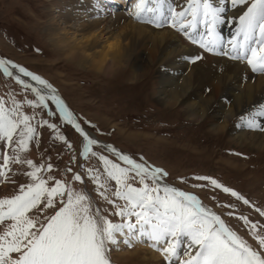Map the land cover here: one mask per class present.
<instances>
[{
  "label": "snow or ice",
  "instance_id": "obj_1",
  "mask_svg": "<svg viewBox=\"0 0 264 264\" xmlns=\"http://www.w3.org/2000/svg\"><path fill=\"white\" fill-rule=\"evenodd\" d=\"M126 3L128 19L155 30L167 27L204 52L245 62L252 73L264 75V0H228L240 9L232 16L225 15V0ZM232 22L226 47L218 29ZM186 59L195 63L203 56ZM0 75L18 86L0 94V183H15V174L26 178L13 194L0 197V264H116L114 253L145 242L163 264H264V221L237 213L235 203L213 195L215 206L227 210L217 212L195 192L169 183V172L144 156L103 143L48 80L26 67L0 58ZM238 119L241 127L264 133V103ZM61 125L79 134L82 160L73 154L58 178L53 163L28 156L41 143L42 128L50 130V140L73 150ZM190 179L191 188L219 190L264 218V209L217 178L177 177L186 186ZM225 217L240 222L244 235Z\"/></svg>",
  "mask_w": 264,
  "mask_h": 264
},
{
  "label": "rangeland",
  "instance_id": "obj_2",
  "mask_svg": "<svg viewBox=\"0 0 264 264\" xmlns=\"http://www.w3.org/2000/svg\"><path fill=\"white\" fill-rule=\"evenodd\" d=\"M67 2L0 0V58L10 59L48 80L81 121L90 122L84 126L92 135L134 158L144 156L149 163L162 167L169 172V183L195 192L217 212L227 210L215 206L210 199L213 195L222 203H235L237 213L248 215L252 220L264 221L249 206L219 190L193 189L190 185L195 181L190 179L186 186L177 180L181 176H212L264 209V151H248L250 149L241 146L244 143L231 140L227 133L216 135L210 131L208 120L198 125L195 120L185 117L175 104L156 101V90L160 86L158 66H149L151 61L141 52L133 57L131 67L111 77L77 66L70 53L73 39H65V46L54 39L58 32L62 37H68L71 31L69 29L68 33L63 34L70 26L57 20L59 13H67ZM109 7L127 13L129 4L126 0H113ZM51 21L54 25H51ZM228 25L235 29V25ZM63 27L66 30H62ZM177 34L183 44L196 48L194 56L202 55L203 60L209 62L225 58L204 52L182 34ZM190 64L194 65L192 62ZM197 66L194 67L197 69ZM203 86L208 92L206 83ZM10 88L18 90L13 81L0 75V94ZM60 130L73 144V150L67 149L62 141L50 140V130L42 128L39 129L41 143L32 147L28 156L36 162L47 159L53 163V174L58 178L69 165L73 154L82 160L78 156L79 134L70 125H61ZM11 178L15 183H0V197L13 194L18 185L26 181L19 174ZM225 219L244 235L239 227L240 222L234 218ZM245 238L252 242L249 237ZM133 248L123 247V250L114 253L116 264H163L162 258L154 262L140 260L139 256L122 257V253Z\"/></svg>",
  "mask_w": 264,
  "mask_h": 264
},
{
  "label": "bare ground",
  "instance_id": "obj_3",
  "mask_svg": "<svg viewBox=\"0 0 264 264\" xmlns=\"http://www.w3.org/2000/svg\"><path fill=\"white\" fill-rule=\"evenodd\" d=\"M112 1L68 0L67 13L58 14V22L70 26L63 34L68 33L69 29L71 31L68 37H62L58 32L54 39L63 46L65 39H73L70 53L77 66L111 77L131 67V60L141 52L151 61L149 66H158L160 86L156 90V101L175 104L185 117L195 120L198 125L208 120L210 131L216 135L227 133L231 140L244 143L241 146L250 149L248 151H264V133L241 127L238 119L239 115L246 114L254 105L264 103V75L252 73L245 62L228 57L212 62L202 59L191 66L186 57H194L196 48L183 44L174 30H155L128 19L127 13L109 7ZM177 3L183 4V0H177ZM224 6L227 8L226 16L240 11L232 9L228 0H225ZM101 9L106 10L105 14L96 18ZM128 22H134L128 33L130 43L124 46L122 54L114 55L109 49L111 37L107 33L116 31L122 23ZM228 24L218 29L226 47H229L227 41L233 38L232 33L235 31ZM230 24L235 25V22ZM51 25H54L53 21ZM196 64L197 69L194 67ZM204 83L208 92H205ZM127 256H139L140 260L154 262L162 258L146 242L137 243L133 249L122 253V257Z\"/></svg>",
  "mask_w": 264,
  "mask_h": 264
},
{
  "label": "clouds",
  "instance_id": "obj_4",
  "mask_svg": "<svg viewBox=\"0 0 264 264\" xmlns=\"http://www.w3.org/2000/svg\"><path fill=\"white\" fill-rule=\"evenodd\" d=\"M134 22L122 23L121 26L115 31L114 36L109 40L110 52L114 55L123 53V48L130 43L131 37L128 33L132 30ZM88 39H91L89 37ZM162 39V37H161Z\"/></svg>",
  "mask_w": 264,
  "mask_h": 264
},
{
  "label": "water",
  "instance_id": "obj_5",
  "mask_svg": "<svg viewBox=\"0 0 264 264\" xmlns=\"http://www.w3.org/2000/svg\"><path fill=\"white\" fill-rule=\"evenodd\" d=\"M103 143H105V144H108V143H106V142H104V141H102Z\"/></svg>",
  "mask_w": 264,
  "mask_h": 264
}]
</instances>
